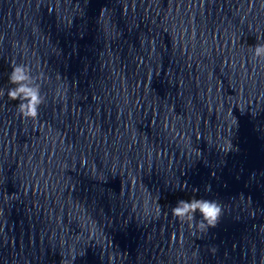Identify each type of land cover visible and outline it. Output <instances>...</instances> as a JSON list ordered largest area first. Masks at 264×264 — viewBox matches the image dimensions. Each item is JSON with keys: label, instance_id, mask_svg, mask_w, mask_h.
<instances>
[{"label": "clouds", "instance_id": "obj_1", "mask_svg": "<svg viewBox=\"0 0 264 264\" xmlns=\"http://www.w3.org/2000/svg\"><path fill=\"white\" fill-rule=\"evenodd\" d=\"M251 50L253 59L264 63V43H257L251 46ZM39 79L33 74L29 65L16 63L11 66V71L8 74V82L11 87L6 90L0 89V96L6 95L9 100L18 102L16 110L22 119L37 120L39 109L45 103L46 97L42 94ZM233 149L235 148L230 141L227 147L221 150L227 154ZM198 191L199 189H194V192ZM205 192H211V185L205 186ZM171 213L179 221L189 224L197 223L196 215L198 213L200 217L198 228L202 231H207L219 225L224 209L221 203L215 199L197 198L193 195L188 200H179L174 207H171ZM75 259L76 257L73 256L72 261L74 262ZM62 264H69V262L63 261Z\"/></svg>", "mask_w": 264, "mask_h": 264}]
</instances>
